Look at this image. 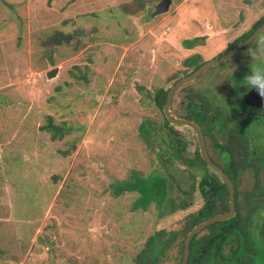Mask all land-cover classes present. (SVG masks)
I'll return each mask as SVG.
<instances>
[{
    "label": "rangeland",
    "instance_id": "rangeland-1",
    "mask_svg": "<svg viewBox=\"0 0 264 264\" xmlns=\"http://www.w3.org/2000/svg\"><path fill=\"white\" fill-rule=\"evenodd\" d=\"M161 1L0 0V264H135L151 235L166 240L180 232L203 205L198 193L193 207L174 215H162L156 204L135 211L136 194L115 196L113 188L133 171L161 167L140 133L143 122L155 123L156 146L166 147L171 128L155 105L157 92L191 74L184 64L190 56L206 62L221 55L264 16V0H173L169 12L153 17ZM59 32L71 42L53 43ZM261 37L264 31L183 85L172 115L186 116L185 95L198 91L244 110L238 90L224 101L227 75L241 58L260 62L248 55ZM51 56L59 73L49 80ZM50 118L68 129L63 139L53 141L43 129ZM172 127L193 159L196 133ZM248 132L257 145L264 141L257 120ZM263 218L264 209L256 224ZM181 243H170L156 264H179Z\"/></svg>",
    "mask_w": 264,
    "mask_h": 264
},
{
    "label": "trees",
    "instance_id": "trees-1",
    "mask_svg": "<svg viewBox=\"0 0 264 264\" xmlns=\"http://www.w3.org/2000/svg\"><path fill=\"white\" fill-rule=\"evenodd\" d=\"M263 24L264 16L254 24L249 33L231 44L220 56L227 54L239 42L247 40ZM71 38L70 35L59 32L52 42L62 45L70 43ZM187 46L190 48L192 45L189 43ZM184 64L196 71L204 62L201 56L195 55L187 58ZM169 90L161 89L154 98L156 107L162 111ZM187 93L186 100L192 102V110L183 119L195 122L204 132L207 148L209 149L210 142L212 148L218 151L222 163L211 154L210 156L230 177L235 187L236 199L234 217L212 224L194 237L188 264H264V218L259 224L255 222L257 213L264 209V141L257 145L258 139L248 132L249 122L240 119L237 112L218 105L214 99L208 100L203 92ZM146 122L142 123L140 133L148 143L149 150L156 154V158H153L154 165L155 160L159 161L162 157L161 167L147 173L133 171L130 178L115 184L117 187L113 188V193L119 197L126 193L136 194L133 205L135 211H148L152 204H156L162 215L187 211L194 206L195 196L199 193L203 205L186 217L183 229L177 233L172 232L166 240L161 239V232L151 235L135 263L156 264L169 249L170 243L181 238L179 264H182L188 234L197 225L229 212L230 192L222 179L206 165L200 147L193 159L185 156L187 144L179 139L180 135L166 117L164 126L171 129H165L167 137L163 139L166 147L162 149L156 146L160 137L157 126L151 121ZM43 129L50 132L53 141L63 139L68 132L67 128L55 125L52 118ZM144 129L147 135L144 134ZM263 138L264 135L261 139ZM182 163L190 168H180ZM169 165L174 168L169 169ZM179 178L187 183L179 184Z\"/></svg>",
    "mask_w": 264,
    "mask_h": 264
},
{
    "label": "water",
    "instance_id": "water-1",
    "mask_svg": "<svg viewBox=\"0 0 264 264\" xmlns=\"http://www.w3.org/2000/svg\"><path fill=\"white\" fill-rule=\"evenodd\" d=\"M172 3H173V0H162L160 3H158L155 6V11H154L153 17H156L158 15H162V14L169 12V10L172 6ZM263 31H264V24L260 28H258L255 31V33L249 39L238 44L236 47H234L230 52H228L223 57H220V58L211 60L209 62H206L198 70H196L194 73H192L191 75L184 77V78L180 79L179 81H177L175 83V85L173 87H171L170 90L168 91L166 103L164 106V113H165L166 119L168 120V122L171 125L189 127L196 133L197 138H198L199 147H200V153H201L203 160L205 161L206 165L212 171H214L222 179V181L227 185L229 192H230V200H231V207H230L229 212L217 215V216L197 225L188 234L186 241H185L184 258H183L182 264H188L189 258H190V247H191L192 240L194 239V237L199 232H201L203 229H205L206 227H208L212 224L231 219L232 217H234L236 215V199H235V187H234L230 177L223 171V169L219 165H217L213 161V159L211 158V156L208 152L206 138H205V135H204V132L202 131V129L193 121L186 120V119H179V118H175L174 116H172L170 108L172 105L173 98L175 96V93L183 85H185L186 83H188L192 80H195L196 78H198L199 76L204 74L210 67L217 65L219 63L225 62V61L229 60L230 58H232L234 55H236V53L240 49H242L243 47H245L248 44H250L251 42H253ZM48 62L54 68V66H55L54 56H51L48 59ZM58 73H59V69L54 68L53 70H51L47 73V78L49 80H51V79L57 77ZM251 112L254 115L255 119L257 120L258 124H263V122H264V97H261L259 95L258 103L256 105H254V109H252Z\"/></svg>",
    "mask_w": 264,
    "mask_h": 264
},
{
    "label": "flooded vegetation",
    "instance_id": "flooded-vegetation-1",
    "mask_svg": "<svg viewBox=\"0 0 264 264\" xmlns=\"http://www.w3.org/2000/svg\"><path fill=\"white\" fill-rule=\"evenodd\" d=\"M255 24V23H254ZM254 24H252L251 25V27H250V29H248L245 33H243L242 35H240V36H238L232 43H230L229 44V46H228V48L226 49V50H224L223 51V53L224 52H226L229 48H230V46H231V44H234L237 40H239L241 37H243L245 34H247V33H249L251 30H252V28H253V26H254ZM235 25V28H233V30L234 31H237L238 30V28H239V25H237V24H234ZM189 43H190V41H189ZM252 43V42H251ZM193 43H191V45H192ZM249 45V44H248ZM187 48H189L188 46H187ZM190 49H192L191 47H190ZM231 51V50H230ZM229 51V52H230ZM222 54V53H221ZM237 54V53H236ZM195 55H199V56H201L200 54H195ZM195 55H192V56H190V57H193V56H195ZM224 55H226V53L224 54ZM224 55H222V56H217V57H223ZM237 55H234L233 57H236ZM249 56V59H252V57H251V55L249 54L248 55ZM217 57H214L212 60H214V59H216ZM232 57V58H233ZM232 58H230V59H232ZM201 59H202V57H201ZM245 59H239L238 60V63H237V65L235 66V68L236 69H234L231 73H229L228 75H227V80L226 81H228V85H227V87L225 88V90L224 91H226L227 92V95H226V97L224 98V101L227 103L229 100H231L232 98L234 99V97H235V90H238V92H240L241 93V103L243 104V106H244V110H236L234 107H233V109H230V110H232V111H235V112H237V114H238V116H239V118L240 119H242V120H245V121H247V122H249V121H251V122H256V119H255V117H254V115L252 114V109H254V105H256L257 103H258V98H259V94L255 91V90H247L246 88H244V87H242V85H243V79L245 78V76L248 74V72H249V69H250V67L252 66L251 65V63H253V64H256V63H258L257 61H253V62H249V64H247V65H245V63H243V61H244ZM204 62V61H203ZM206 62H209V61H206ZM206 62H204V64L206 63ZM200 68V67H199ZM198 68V69H199ZM197 69V70H198ZM192 70V72H191V74L192 73H194L195 71H193V69H191ZM191 74H188L187 76H189V75H191ZM202 75H204V74H202ZM201 75V76H202ZM187 76H185V77H187ZM201 76H199V77H201ZM182 78H184V77H181L180 79H182ZM179 79V80H180ZM196 79H198V78H196ZM178 80V81H179ZM177 82V81H176ZM175 82V83H176ZM175 85V84H174ZM173 85V86H174ZM172 86V87H173ZM183 88V86L181 87V88H179V90L180 89H182ZM178 90V91H179ZM177 91V92H178ZM176 92V93H177ZM176 93H175V95H176ZM204 93V95H205V98H206V96H207V98H208V100H209V94H208V92H203ZM217 95L218 94H220V92H217L216 93ZM187 95H188V93H186V97H187ZM214 96V100H216V98H217V96L216 95H213ZM175 97V96H174ZM173 100H174V98H173ZM172 103H173V101H172ZM225 104V103H224ZM184 110L186 111V116H188V114L191 112V110H192V102L190 101V100H186V103H184ZM172 106H174V105H171V108H170V111H171V114H173V112H172ZM175 107L177 108V106L175 105ZM226 107L228 108L229 107V105H228V103H227V105H226ZM163 113H164V109H163ZM164 116H165V113H164ZM173 116V115H172ZM174 117L175 118H178L177 116H175V113H174ZM184 118V117H183ZM183 118H180L179 117V119H183ZM264 125V124H263ZM262 125V126H263ZM199 144V143H198ZM208 149V148H207ZM208 152H209V149H208ZM209 154H210V152H209Z\"/></svg>",
    "mask_w": 264,
    "mask_h": 264
},
{
    "label": "clouds",
    "instance_id": "clouds-1",
    "mask_svg": "<svg viewBox=\"0 0 264 264\" xmlns=\"http://www.w3.org/2000/svg\"><path fill=\"white\" fill-rule=\"evenodd\" d=\"M252 61L258 59L260 62L253 64L248 74L243 79L242 87L247 90H255L261 97H264V37H261L256 47L250 50Z\"/></svg>",
    "mask_w": 264,
    "mask_h": 264
}]
</instances>
